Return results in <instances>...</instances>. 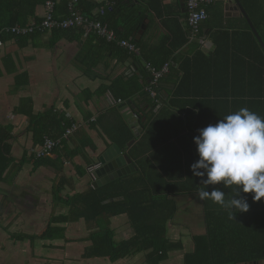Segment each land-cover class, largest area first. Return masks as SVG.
Here are the masks:
<instances>
[{"label": "crops", "instance_id": "crops-1", "mask_svg": "<svg viewBox=\"0 0 264 264\" xmlns=\"http://www.w3.org/2000/svg\"><path fill=\"white\" fill-rule=\"evenodd\" d=\"M67 2L58 0L60 11ZM186 3L187 0H133L134 8L145 14L144 28L142 25L133 41L140 48L139 55L129 54L127 58L86 31L55 39L50 34H38L28 40L4 32L0 46V127L9 128L6 133L10 136L0 142V162L9 160V167L0 173V264H186L187 254L195 249V237L207 233L205 206L196 195L201 183H191L197 145L190 139L186 113L192 111V116L196 109L186 106L180 117L167 114L152 131L143 127L140 119L133 126L126 119L127 110L136 114L138 109H144L145 122L150 124L162 109L170 108L169 101H174L173 94L183 73L173 59L171 72L161 82L164 101L153 109V100L144 95L151 80L145 70L149 62L144 56L153 55L157 45L173 50L175 61L196 56L197 63L207 69L206 58L197 52L211 57L221 29L232 31L231 28L243 26L245 17L239 16L237 3L227 10L225 0H212L205 5L208 17L202 25L206 45L181 43V30L188 37ZM98 10L102 8L94 12ZM43 15L41 0H0V30L16 23H37ZM152 57L162 56L156 53ZM205 69L195 76V82H188V91L206 92L209 81L202 77ZM220 75L223 77L219 87L226 89L225 73L219 72ZM125 89L130 92L126 103L114 105L111 97ZM177 103L184 105L183 100ZM115 107L135 134L134 142L140 141L134 153L148 150L142 164L108 135L109 122L119 118ZM51 109L58 117L63 115L83 126L72 134L64 149L56 150L46 165L36 167L30 153L42 146L36 142L30 114L38 117ZM99 116H107V124L91 127ZM222 119L219 117L216 123ZM146 132L148 137L144 139ZM113 144L130 154L136 166L128 175H146V180L138 184V188L149 190L146 203L155 206L156 200L166 205L163 211L160 208L150 212L147 219H139L138 230L127 214L104 217L98 222L83 216L82 201L67 203L94 188L87 168L96 166L97 153ZM57 184L63 186L64 200L57 198ZM132 187L140 192L137 184ZM175 203L176 212L164 220L174 211ZM105 228L112 232L114 242L128 252L127 256L113 258L95 247L93 237ZM140 231L149 236L165 233V239L171 243L154 250L145 239L140 240ZM253 261L264 264V259Z\"/></svg>", "mask_w": 264, "mask_h": 264}, {"label": "trees", "instance_id": "trees-1", "mask_svg": "<svg viewBox=\"0 0 264 264\" xmlns=\"http://www.w3.org/2000/svg\"><path fill=\"white\" fill-rule=\"evenodd\" d=\"M41 1L44 8L42 19L37 23H16L5 27L0 30V39L2 40L4 38V32L28 40L30 37L38 34H50V36L55 39L60 35L67 36L71 33H78L77 35H81L83 33L82 31H86L100 39L123 58L129 57V54L135 56L139 55V53H137L138 55L129 53L126 48L118 44L119 40L124 39L135 41L136 35L143 25L145 14L143 11L139 13L138 9L134 8L133 0H104L101 3L95 0H78L75 10L92 20L99 19L103 21L109 29L115 32L116 38L112 41L99 36L95 30L87 31L84 27L80 26L54 29L51 31L48 29H41L42 22L46 17L45 0ZM67 1V4L63 5L60 11L58 0H55V13L57 18L66 19L71 17V0ZM240 1L264 41V0ZM100 7H102V10L94 12L96 8ZM243 22V26L231 28L232 31L221 29L218 32L219 38L216 39L218 42L217 49L213 52L211 57H205L201 51L197 52L199 56L206 58L207 69H205L202 64L199 65L197 63L196 56L193 59H191V57L184 58L181 62L175 61L176 56L173 55L174 51L165 48L162 49V46H160L161 44L155 47L153 55L146 54L144 56L145 60L157 69H160L166 63H170V70L166 75H168L172 70L171 68H173L172 62H170V60L173 59L174 65L179 63L183 75L174 91V101H169L170 108L162 109L155 122L150 124L149 122H145L147 114L144 109H138L139 111H136L137 115L134 113L136 119H140L143 127L152 131L153 128L159 125L158 123L160 121L164 120L163 118L167 114H174L180 117V113L184 108H186V106H191L194 107L196 111L192 113V116V111L186 113V120H188L191 126V131H189L190 139L193 138L192 144H195L194 137L199 135V129L209 124H215L219 117L223 118L241 108H248L250 111L264 118V49L259 43L248 21L244 18ZM15 26L25 28L27 32L17 34L11 30V28ZM181 32L183 37L181 43L188 42L186 32L183 30H181ZM156 53L162 56L161 59H153L152 56ZM200 68L206 70L203 71L202 77L209 81L207 82L208 89H205L206 92L200 93L188 91L186 88L188 82L193 83L197 80L195 76L201 71ZM145 70L151 79V73H149L147 69ZM219 72L225 73L227 83L226 89L219 87V82L223 77V74L218 76ZM144 76L146 75L144 74ZM165 76L161 79L160 85L155 88V96L145 88L146 93L144 95L145 97L150 96L153 100V109L164 101V94L162 93L164 87L161 86V82L166 78ZM147 82L146 80L144 84ZM129 93L130 92L125 89L120 95L117 94L116 97H111V100L115 103L114 105L125 104V100L128 99ZM119 100L121 101L118 102ZM179 100H183L184 105H178L177 102ZM114 109L119 114V118L116 117L118 121H114L113 123V119L109 122L106 129L107 132H109L108 135L111 141L116 143L124 152L129 151V153L142 164V160L144 161L143 157L148 150L142 149L141 153H134L136 148L140 146V141L137 142L138 140L130 147L128 146V143L134 140L135 134L129 128L128 123L123 119L118 107L113 108V110ZM171 109L178 112H173ZM57 115V113H52V109L45 115H40L38 117L30 114L32 126L36 131V142L40 143L42 147L47 138L53 140L55 143L49 153L40 155L39 151L41 148L31 151L30 157L31 160L36 163V167L46 165L56 150L60 151L64 149L72 134L83 126L81 123L68 121L63 115L59 117ZM190 116L191 119H189ZM106 117L107 116H99V118H97L98 120L92 122L90 126L96 127L100 124L106 125ZM69 130H71L70 133H68ZM8 131L9 128L5 129V127H0V142H2L5 137L10 136L9 133H6ZM147 137L148 132L145 133L144 139ZM198 159L199 155L196 150L193 155V162ZM8 167L9 160H2V163L0 162V173L5 172ZM191 175L193 174L191 173ZM206 178V176L203 178L194 176L191 178V183L199 186V183H197L198 180L201 183V188L199 187L200 190L212 191L214 188H219L225 192L226 199L235 195L237 186L232 185L227 187L224 186L223 182L207 186L202 183ZM145 180L146 175L143 173H136L133 175L127 174L101 187L90 188L88 191L72 197L67 203L82 201L80 210L83 216L92 217L95 221L98 220V222L104 217L107 218L109 216L127 214L135 230H138L139 219H147L150 212L158 211L160 208L161 211H163L166 206L158 204L156 200H153L157 203L155 206L146 203L149 197L147 195L149 190L138 188V184ZM133 182L137 184V188L140 190L139 193L136 188L132 187L134 185ZM62 191L63 186L57 184V198L64 200L61 196ZM163 193L168 194V192L165 191H163ZM153 195L154 192L150 194V197ZM241 195L247 198L250 208L247 212H235L234 218H229V212L219 204L214 203L210 199L203 200L207 233L195 237V249L193 252L187 254L186 264H240L257 259H264V198H261L260 201H254L252 199L254 193L241 192ZM141 197L144 198L140 199ZM173 207L174 211L165 219L166 215L163 218L164 220L169 219L173 216V213L176 212V203ZM140 233V237H143L140 240L145 239V241H147V246H152V248L157 251L164 245L171 243L165 239V233L155 236L146 235L142 231H140ZM92 241L95 247L99 248V250H104L105 253L107 252V254H110L113 258L127 256L128 252L121 247V244L119 245L114 242L112 232L109 228H105L103 232L96 234Z\"/></svg>", "mask_w": 264, "mask_h": 264}, {"label": "clouds", "instance_id": "clouds-1", "mask_svg": "<svg viewBox=\"0 0 264 264\" xmlns=\"http://www.w3.org/2000/svg\"><path fill=\"white\" fill-rule=\"evenodd\" d=\"M198 131L194 142L199 159L191 165L193 175L206 176L202 183L207 186L223 182L237 190L227 199L219 188L201 189L196 195L219 204L229 212V218H234L235 212H247L250 205L241 192L254 193V201L264 198V118L241 108Z\"/></svg>", "mask_w": 264, "mask_h": 264}, {"label": "built area", "instance_id": "built-area-1", "mask_svg": "<svg viewBox=\"0 0 264 264\" xmlns=\"http://www.w3.org/2000/svg\"><path fill=\"white\" fill-rule=\"evenodd\" d=\"M211 0H189V9H190V16H189V23L192 27L193 36L199 32V25L202 19L206 18L207 14L206 11L201 8L200 6L204 3H208ZM78 0H71L70 7L72 9V15L70 18L61 19L57 18L55 13V0H45V12L46 17L42 22L41 29H48L49 31L54 29H65L72 26H80L84 27L87 31L95 30L99 36L106 38L109 41H112L116 38L115 32L108 28V26L101 20L95 19L92 20L75 10V6L77 5ZM102 8V7H101ZM11 30L17 34L26 33L27 29L21 28L19 26H15L11 28ZM32 30V29H30ZM191 36V40L194 38ZM204 41H201L203 43ZM118 44L121 47L126 48L129 53L137 54L139 53V47L130 40H119ZM2 45V40L0 39V46ZM148 70L151 73V80L150 84L146 87L147 91L152 93V95H156L155 88L160 85L161 79L169 72L170 70V63H166L162 68L157 69L150 64L147 65ZM119 100L118 102H120ZM71 130L68 131L70 133ZM54 142L51 139H46L43 147L39 151L40 155L49 153L54 146ZM94 168L96 166L88 167V171L91 174L93 180H97V176L94 173Z\"/></svg>", "mask_w": 264, "mask_h": 264}, {"label": "water", "instance_id": "water-1", "mask_svg": "<svg viewBox=\"0 0 264 264\" xmlns=\"http://www.w3.org/2000/svg\"><path fill=\"white\" fill-rule=\"evenodd\" d=\"M226 1V9L231 10L232 4L237 3V11H239V15L243 16L247 19L250 27L256 34V37L261 44V46L264 49V41L262 37L260 36L258 30L255 28L252 20L250 19L249 15L247 14L245 8L243 7L240 0H225ZM144 28V25H143ZM143 31H140V34H142ZM132 61L133 59H129ZM126 119L129 122L131 126L134 124H137L138 118L136 119L134 114H131L127 110ZM134 143V140H131L128 143V146L132 145ZM96 168H94V173L97 176V180H95L93 183L94 188L101 187L103 185H106L107 183H110L111 181H114L118 178H121L127 174H130L135 171V166L133 164V160L127 153H123L115 144L110 145L109 147L103 149L96 155ZM95 166V165H94ZM251 264H256L257 261L250 262Z\"/></svg>", "mask_w": 264, "mask_h": 264}, {"label": "bare ground", "instance_id": "bare-ground-1", "mask_svg": "<svg viewBox=\"0 0 264 264\" xmlns=\"http://www.w3.org/2000/svg\"><path fill=\"white\" fill-rule=\"evenodd\" d=\"M188 4H189V0H187V3H186V8H187V26H188V42H190V43H197L199 46L204 47L206 45V39L202 35V25H203V23L206 21V19L208 17V11L205 8V5L207 3H204V4H202L200 6L201 8H203L206 11L207 16H206V18H204V19L201 20L200 25H199V32L196 34V36H193L192 27L190 26V23H189L190 9H189V5ZM191 36L194 37L192 40H191ZM201 41H204V42L201 43Z\"/></svg>", "mask_w": 264, "mask_h": 264}, {"label": "rangeland", "instance_id": "rangeland-1", "mask_svg": "<svg viewBox=\"0 0 264 264\" xmlns=\"http://www.w3.org/2000/svg\"><path fill=\"white\" fill-rule=\"evenodd\" d=\"M134 164V163H133ZM134 166H135V164H134ZM135 170H136V166H135ZM133 173V172H132Z\"/></svg>", "mask_w": 264, "mask_h": 264}, {"label": "flooded vegetation", "instance_id": "flooded-vegetation-1", "mask_svg": "<svg viewBox=\"0 0 264 264\" xmlns=\"http://www.w3.org/2000/svg\"><path fill=\"white\" fill-rule=\"evenodd\" d=\"M90 167V166H89ZM87 170H88V168H87ZM89 172V171H88ZM94 182V181H93Z\"/></svg>", "mask_w": 264, "mask_h": 264}]
</instances>
